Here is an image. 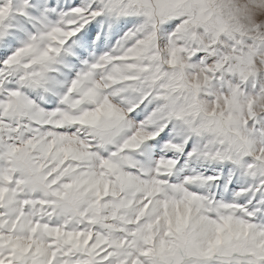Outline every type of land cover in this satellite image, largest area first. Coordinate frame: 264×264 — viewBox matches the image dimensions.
Returning a JSON list of instances; mask_svg holds the SVG:
<instances>
[{"label":"snow or ice","instance_id":"6c2138e0","mask_svg":"<svg viewBox=\"0 0 264 264\" xmlns=\"http://www.w3.org/2000/svg\"><path fill=\"white\" fill-rule=\"evenodd\" d=\"M0 264H264V0H0Z\"/></svg>","mask_w":264,"mask_h":264}]
</instances>
